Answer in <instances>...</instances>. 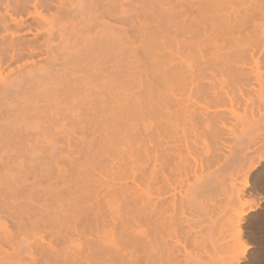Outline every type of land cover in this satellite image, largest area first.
<instances>
[{
    "label": "bare ground",
    "instance_id": "1",
    "mask_svg": "<svg viewBox=\"0 0 264 264\" xmlns=\"http://www.w3.org/2000/svg\"><path fill=\"white\" fill-rule=\"evenodd\" d=\"M262 162L264 0H0V264H218Z\"/></svg>",
    "mask_w": 264,
    "mask_h": 264
},
{
    "label": "rangeland",
    "instance_id": "2",
    "mask_svg": "<svg viewBox=\"0 0 264 264\" xmlns=\"http://www.w3.org/2000/svg\"><path fill=\"white\" fill-rule=\"evenodd\" d=\"M255 143L258 146L260 145L258 141H256ZM257 145H255V150L259 148ZM242 148L245 152H252L254 149L252 145L250 146V144H244L242 145ZM256 153L254 154L255 156L253 155V157L257 159L259 153L257 154V156ZM256 159L254 160L256 161ZM179 183L181 184L180 181L176 180L174 181V183L171 182L170 186L174 188L175 186H179ZM243 193L245 194V200L247 204H254L255 208L253 212L247 214L241 220L238 227V235H236V230L223 232L219 227L215 232L216 240L211 249L209 247L206 249L204 244H199L200 247H198V244L197 246H193V244L196 245L197 241L192 238L190 240V243L188 242V248L189 246H193L196 248L197 251L193 250L192 253V250L190 251V249L195 248L190 247L188 251H190L191 254L194 255V252H196L197 255H200L202 254L201 252L204 251L207 253L202 254L201 256H207L209 252V256H216L215 259L218 260H216L218 264H221L220 262L222 259H224L225 256L226 259L223 260L224 263L222 264H264V162L260 163L253 170H251L247 178V186L243 189ZM181 212L182 211H178L179 214ZM188 218L190 220L192 219V217L190 216H188ZM194 225L195 223L192 221L191 227H193L191 228L190 232L196 235L195 232L198 233L199 224L195 226ZM237 243L240 247L245 249V254L242 258L238 260L237 263H234V259H231L230 253H228V251L231 250L232 247L235 246ZM212 249L215 250L213 251ZM209 250H211V252ZM227 256L230 258H228Z\"/></svg>",
    "mask_w": 264,
    "mask_h": 264
}]
</instances>
